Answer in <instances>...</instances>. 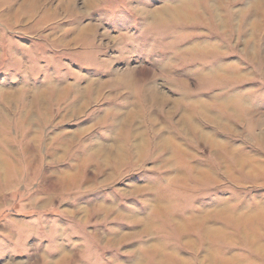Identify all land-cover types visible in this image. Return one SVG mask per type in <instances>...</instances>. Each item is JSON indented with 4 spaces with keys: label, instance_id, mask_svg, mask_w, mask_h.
<instances>
[{
    "label": "rangeland",
    "instance_id": "rangeland-1",
    "mask_svg": "<svg viewBox=\"0 0 264 264\" xmlns=\"http://www.w3.org/2000/svg\"><path fill=\"white\" fill-rule=\"evenodd\" d=\"M0 264H264V0H0Z\"/></svg>",
    "mask_w": 264,
    "mask_h": 264
},
{
    "label": "bare ground",
    "instance_id": "bare-ground-1",
    "mask_svg": "<svg viewBox=\"0 0 264 264\" xmlns=\"http://www.w3.org/2000/svg\"><path fill=\"white\" fill-rule=\"evenodd\" d=\"M32 2V1H31ZM33 3V2H32ZM262 8V7H261ZM180 15H182L181 13H179ZM153 15V14H152ZM154 16V15H153ZM183 17L184 18H188L189 17V15H186L185 14V16L183 15ZM92 32V28H91V26H83L82 28H81V30L79 31V34H78V36L80 35H82L83 37H86V36H90L91 33ZM79 36V37H80ZM78 37V38H79ZM76 38V37H75ZM74 38V40H77V39H75ZM65 41H61V43H64ZM72 42H76V41H73V40H71V41H66L65 42V44H66V46H69V45H71V43ZM43 90H41L40 92H39V101H43V100H45V99H43L41 96H42V94H43V92H42ZM152 92V91H151ZM10 93V92H9ZM154 93V97H155V99H158L159 98V100H161V99H165L166 100V97H163V96H160L159 94H157V93H155V92H153ZM152 95V94H151ZM4 97V96H3ZM7 98L9 99L10 97H8L7 96ZM154 99V100H155ZM31 101V100H30ZM44 103H42V105H43ZM31 109V108H30ZM42 109V108H41ZM43 110V109H42ZM21 111H23V110H21ZM145 223V222H144ZM148 227V226H147ZM124 237V236H123Z\"/></svg>",
    "mask_w": 264,
    "mask_h": 264
}]
</instances>
